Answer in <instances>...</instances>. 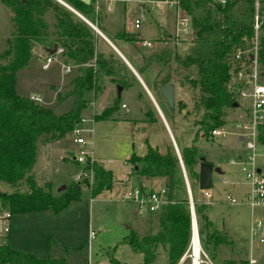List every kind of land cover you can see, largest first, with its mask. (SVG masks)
I'll use <instances>...</instances> for the list:
<instances>
[{"label": "trees", "instance_id": "trees-1", "mask_svg": "<svg viewBox=\"0 0 264 264\" xmlns=\"http://www.w3.org/2000/svg\"><path fill=\"white\" fill-rule=\"evenodd\" d=\"M1 1L12 13L13 31L6 39L8 47L0 51V60H5L0 63V181L16 184L28 178L30 187L29 191L0 193L1 205L12 214L47 209L58 213L71 200L81 197V183L88 184L89 179L71 183L59 195L38 186L31 175L37 143L42 138L59 140L71 133L81 122L83 111L90 103L86 93L92 92L98 99L108 85H113L109 103L94 115V119H116L121 98L118 86L124 89L139 80L118 52L90 24L58 0ZM63 1L96 24L110 39L127 45L125 54L140 74L147 70L153 72L151 90L169 121L173 120L174 112L161 94L160 87L180 83L196 91L194 108L201 112L194 119L198 130L193 144L179 148L187 177L191 180L198 232L200 236L205 235L200 239L206 253L220 264H249L247 257H220L221 245L231 241L228 234L213 226L204 212L206 205L195 197L197 182L199 188L196 166L205 157L196 141L200 136H210L213 129L225 123V107L236 108L233 106L235 102L240 105L238 92L230 88V83L234 74L250 63L249 55L256 37L257 59L264 75V0H226L225 3L220 0H176L177 8L191 18L193 29L190 44L183 50L176 41L173 42L172 33L165 26H158L155 38L165 44L146 49L139 45L143 38L138 33L122 30L113 36L107 34L97 23L95 0L90 4L81 0ZM257 16L258 32L254 27ZM56 44L63 49L59 54L63 62L78 70L70 80L68 92L59 96L72 97L71 107L61 113H57L53 106L18 94L16 90L17 72L28 65L33 48L41 46L48 51ZM239 49L245 52L240 60L235 57ZM236 86L241 87L239 84ZM149 113L147 110L145 116ZM257 141L264 145V124L258 126ZM126 161L131 166L129 175H140L148 181L155 177L164 178L169 201L160 210L161 229L158 233L140 236L131 231L123 242L143 254L144 259L138 264H151L159 247L164 249L165 264H177L191 242L192 211L174 144L168 140L160 149L146 139L145 152L140 155L132 152ZM84 167L93 171V195L111 188L114 182L111 169L95 160H88ZM0 260L2 264H65L64 258H40L33 253L13 249L9 243L0 248ZM109 264L121 263L111 257Z\"/></svg>", "mask_w": 264, "mask_h": 264}, {"label": "rangeland", "instance_id": "rangeland-1", "mask_svg": "<svg viewBox=\"0 0 264 264\" xmlns=\"http://www.w3.org/2000/svg\"><path fill=\"white\" fill-rule=\"evenodd\" d=\"M104 3H107L106 6L108 3L111 4L113 10L107 11L103 7V10L97 13L95 9V17L98 25L107 34L122 30L138 33L141 38L151 40L153 42L151 48H154L165 44V42L155 40L158 26H165L172 33L173 42L178 41L180 50L186 49L190 44L193 37L192 26L188 33H176L178 12L176 4L166 8L164 12L152 13L146 10V20L142 28L137 30L134 27V20L143 13L138 2L134 4L132 0H112ZM11 17V11L0 0V51L8 47L6 39L13 31ZM118 45L123 46V43L119 42ZM122 48L127 54V45ZM40 52L42 56L38 55ZM45 55L43 47L33 48V56L28 65L17 72L16 90L20 95H39L42 99L38 101L40 104L53 106L57 113H61L71 107L72 97L59 98V96H65L68 92L70 80L78 73V70L76 68L66 73L60 65L64 77L63 81H60V66L59 70L54 67L56 64L50 69L41 67ZM4 61L0 60V63ZM258 72V82L264 84V75ZM151 74L149 70L145 72V79H148ZM52 80L59 81L60 85H49ZM148 87L151 90L149 85ZM104 94L95 99L92 92L86 93V98L90 100V103L83 111L85 122L80 126L84 129L82 134L87 141L86 150L94 152L98 158L94 160L113 171L114 182L111 188L95 195L92 194L93 171L86 169L84 167L86 164H80L75 158L73 159L80 148V145L74 142L73 132L67 133L59 140L42 138L37 143L36 161L31 171L38 186L59 195L65 190H61L64 185L68 187L73 182H84L86 178L81 180L75 178V174L82 169L90 175L89 183H81L83 188L81 197L71 200L58 213L47 209L46 211L13 214L11 233L6 238H0V244L9 243L13 249L33 253L42 258H64L65 264H109L111 257L116 258L121 264H138L143 261V254L134 251L123 242V239L131 231L137 232L140 236L158 233L161 229L160 210L151 212L144 209L142 213H139L137 205L126 199L124 192L141 187L143 184L148 188L160 190L165 185V179L155 177L148 181L140 175H129L131 166L126 158L132 152L143 154L146 149V139L152 146H158L160 149L168 140L172 142V139L156 106L141 83L124 88L116 119L95 121L94 114L101 111L99 104L102 103ZM196 94V91L187 85L175 84L176 105L173 120H168L160 106L178 147L194 143L198 130L194 119L201 114L194 108V95ZM153 95L155 97L154 93ZM238 100L240 101L239 98ZM123 103L128 106V110L123 107ZM182 103L185 106H180ZM245 107L244 101H240V105L236 108L225 107V123L219 127L227 129L226 137H214L211 133L208 137L200 136L196 141V145L206 160L213 161L215 166L220 165L224 176L229 180L227 184L220 183L222 176L214 172L211 198H206L203 192L199 191L198 182L194 188L195 197L201 204L206 205L204 212L212 220L213 226L228 234L230 238V243L222 244L220 247L222 259L225 257L249 258L251 253L248 242L251 210L242 201L237 204L227 201V194L239 198V194L230 189L232 186L241 191L247 188L242 166L238 163H230L231 158L237 160L239 156L247 153L245 142L239 139V135L244 132L235 126L241 120H247L245 115L248 109ZM147 110H150V113L145 116ZM256 153V162L264 169L263 144H257ZM196 170L199 171V165L196 166ZM193 181L195 183V180ZM232 182H238V184L232 185ZM29 190L28 178L16 184L0 181V193ZM0 207H2L1 201ZM263 212L264 210H258L256 214L259 216ZM90 228L96 232V236L91 241L88 239ZM201 246L204 249L202 242ZM190 247L191 242L184 253L185 259L182 264H192ZM252 253L258 259L257 264H264V258L262 259L264 244H255ZM208 256L210 260H206L203 264H220L209 254ZM182 258L177 264H180ZM166 261L164 249L159 247L158 254L151 264H164Z\"/></svg>", "mask_w": 264, "mask_h": 264}, {"label": "built area", "instance_id": "built-area-1", "mask_svg": "<svg viewBox=\"0 0 264 264\" xmlns=\"http://www.w3.org/2000/svg\"><path fill=\"white\" fill-rule=\"evenodd\" d=\"M112 0H95L94 6L99 13L103 10V2H111ZM128 1V0H124ZM134 4L136 2L139 3L143 13L135 18L134 27L137 30H140L146 20L145 12H155L162 11L164 12L166 8L176 4L175 0H132ZM222 3H225L226 0H220ZM150 3V6L146 4ZM107 11H112L113 7L111 4H108L106 7ZM92 23V22H91ZM191 18L182 10L178 9L177 19H176V33L184 34L188 33V30L191 28ZM256 32H258L259 21L258 16L256 17V21L254 24ZM255 44L252 53H250V63L248 65L240 68L235 74L232 82L230 83V88L233 90H237L238 98L240 101H244L246 107L248 109L245 118L247 120H241L236 123L235 126L238 129L243 130L244 133L239 135V138L242 142H245V147L247 149V153L244 156H239L237 160L231 158V163H238L242 166V170L245 174L246 180L250 185L249 192L245 195L244 200L242 202L246 204L251 210V223H250V243L251 246L255 244H264V212L257 216L258 210H264V170L262 167L258 166L256 162V146L257 141V132L258 126L264 124V84L258 82V71H260V66L257 59V50H258V39L256 37ZM139 45L143 48H151L153 46V42L151 40L142 39L139 42ZM176 44L179 45L178 41ZM45 50V49H44ZM63 49L59 48L54 54H50L47 50H45L46 55L43 56L42 68L49 69L51 64L56 61V56L62 53ZM243 52L239 49L236 52V59L240 60L243 57ZM64 72L69 73L71 71L72 66L70 64H66L61 62ZM236 84L241 85L240 88H237ZM32 99L36 101H42L40 96H32ZM123 107L126 108V104H123ZM243 119V118H242ZM85 122V118L83 117L81 122L73 129V133L75 134L74 142L80 145L78 150V154L75 156V159L80 164H86L88 160L94 161L93 153L88 152L85 148L87 141L83 136L82 132L84 131L82 125ZM227 129L225 127H218L212 130V135L214 137L224 138L227 135ZM90 175L86 173L83 169L80 170L75 178L77 180H81L83 178L89 179ZM206 198H211L212 189L201 190ZM124 197L132 202H134L138 207V212L142 213L144 209H147L151 212L161 210L162 206H164L169 200L167 197V188L164 185L160 190H154L152 188H147L144 186L135 187L134 189H129L124 192ZM227 201L231 204H237L241 200H238L236 197L232 195H227ZM193 197L190 198V204L192 205ZM13 218V214L5 208L0 207V238H6L11 233V220ZM96 236V232L90 228L88 239L91 241ZM200 238V236H199ZM4 244H0V248ZM202 247V246H201ZM191 249V247H190ZM192 251V250H191ZM190 256L192 257V263L195 260V255L193 251ZM185 257V255L183 256ZM264 256L262 257V259ZM197 259L199 260V264H203L206 260H210L206 251L201 248L200 254ZM249 264H257L258 259L252 255L248 259ZM0 264H2L0 260Z\"/></svg>", "mask_w": 264, "mask_h": 264}, {"label": "water", "instance_id": "water-1", "mask_svg": "<svg viewBox=\"0 0 264 264\" xmlns=\"http://www.w3.org/2000/svg\"><path fill=\"white\" fill-rule=\"evenodd\" d=\"M59 2H61L62 4L66 5L68 8H70L72 11H74L77 15H79L82 19H84L88 24H90V26H92V28L98 33L100 34L103 38H105L113 47L114 49L118 52V54L125 60V62L128 64V66L132 69V71L134 72V74L139 78V80L141 81V83L143 84V86L145 87V90L147 91L148 95L150 96V98L152 99L154 105L156 106L164 124L165 127L169 133L170 138L172 139V142L174 144L175 150L179 156L182 168H183V172H184V176L186 179V183H187V188H188V193H189V197L191 198L192 196V191H191V187H190V183L187 177V173L184 167V163L181 157V153L179 150V147L176 143V140L173 136V133L171 131V128L166 120V117L162 111V109L160 108L159 104L157 103L155 97L153 96V94L151 93L150 89L147 87V85L141 80L138 72L130 65V63L125 59V57L120 53V51L110 42V40L101 32V30L99 28H97L93 23H91L85 16H83L81 13H79L77 10H75L73 7H71L70 5H68L66 2H64L63 0H58ZM82 2L86 3V4H90L92 0H81ZM58 49V45L56 44L54 46V48L52 49H48V52L50 54H54ZM122 87L118 86V92L119 95L122 92ZM160 92L163 95V97L166 99V101L168 102V105L171 109L172 112L175 111V105H176V99H175V85L173 83H168L165 84L163 86L160 87ZM234 107H238L239 103L235 102L233 104ZM214 172L218 173V174H223V169L220 166H215L213 163L209 162L206 160L205 157L201 158V163L199 165V188L201 190H208L212 188L213 185V174ZM66 185H64L62 189H66ZM191 211H192V235L194 230H197V220H196V214H195V208H194V204L192 203L191 205ZM200 236V234H199ZM200 238H205V235H201Z\"/></svg>", "mask_w": 264, "mask_h": 264}, {"label": "crops", "instance_id": "crops-1", "mask_svg": "<svg viewBox=\"0 0 264 264\" xmlns=\"http://www.w3.org/2000/svg\"><path fill=\"white\" fill-rule=\"evenodd\" d=\"M105 4H107V3H102V5H103V7H106V5ZM109 4V3H108ZM98 28V27H97ZM102 32V31H101ZM109 40H110V42L120 51V53L125 57V59L130 63V65L137 71V69L134 67V65L131 63V61L128 59V57L126 56V54H125V52L123 51V46L125 45L122 41H120V40H116V41H113L112 39H110L104 32H102ZM116 32H110V36H113L114 34H115ZM105 39V38H104ZM143 39H145V38H143ZM106 40V39H105ZM107 41V40H106ZM108 42V41H107ZM116 42H118V43H116ZM119 42L121 43H123V46H119L118 44H119ZM109 43V42H108ZM110 44V43H109ZM110 46H112L111 44H110ZM113 47V46H112ZM114 48V47H113ZM39 56H42V52H40L39 54H38ZM125 61V60H124ZM61 62H63L62 61V58L59 56V55H57L56 56V61H54L52 64H51V66H50V68L51 67H53L54 66V64H56L54 67L56 68V69H58L59 68V66L60 65H62L61 64ZM128 65V64H127ZM72 66V68H71V71H72V69H73V71L77 68V67H75V66H73V65H71ZM49 68V69H50ZM60 69H61V71H59L60 72V75H61V80L60 81H63V76H62V74H63V72H62V68H61V66H60ZM59 70V69H58ZM132 70V69H131ZM150 71V70H149ZM138 72V71H137ZM145 72L147 73L148 72V70L147 71H144L143 73H139L138 72V74H139V76H140V78H141V80L147 85V87H148V85L150 86V88L152 87V85H153V77H154V75H153V72H152V74L151 75H149V77H148V79H145V77H144V74H145ZM138 78V77H137ZM138 80H139V78H138ZM140 83H141V81L139 80V81H135L134 82V84L132 85V86H136L137 84L138 85H140ZM60 85V83H59V81H50L49 82V85ZM142 84V83H141ZM143 85V84H142ZM149 88V87H148ZM112 89H113V85H108L107 87H106V89H105V94H104V96H103V100H102V103H100L99 104V107H100V109L102 110L108 103H109V99H110V94H111V91H112ZM124 90V89H123ZM123 90H122V92H123ZM151 91V90H150ZM121 92V93H122ZM152 93V92H151ZM153 94V93H152ZM33 94H29L28 96H32ZM36 96H39V95H36ZM154 96V95H153ZM156 99V98H155ZM157 101V100H156ZM157 103H158V101H157ZM95 104H97L96 103V101H95ZM123 104H125V103H123ZM159 104V103H158ZM160 106V105H159ZM161 108V107H160ZM126 110H128V106H126V108H125ZM95 115V114H94ZM96 121V120H95ZM240 139V138H239ZM48 142V141H47ZM177 143V142H176ZM178 145V144H177ZM93 154H94V152H92ZM130 155H128V157H129ZM93 157L95 158V159H97L98 160V158L95 156V154L93 155ZM127 157V158H128ZM75 158V156L73 157V159ZM126 158V159H127ZM210 161V160H209ZM213 162V161H212ZM231 163V162H230ZM218 166H220V165H218ZM221 167V166H220ZM264 170V169H263ZM32 175V174H31ZM76 175V174H75ZM221 176H222V178H220V183H222V184H227V183H229V180H228V178L226 177V176H224V171H223V174H220ZM236 184H238V182H232V185H236ZM246 185H247V188L244 190V191H241L239 188H237V187H235V186H232L230 189H232L234 192H236L237 194H239L238 196H239V198H237L238 200H244V198H245V195L249 192V190H250V185H249V183H248V181L246 180ZM142 186H144V184L142 185ZM164 186V185H163ZM144 187H146V186H144ZM148 188V187H147ZM227 195H231V194H227ZM212 196H213V194H212ZM211 196V197H212ZM233 196V195H232ZM219 198V197H218ZM43 211H46V210H43ZM252 217V216H251ZM250 223H251V219H250ZM248 242H249V245H250V249H251V251L253 250V246H251V243H250V227H249V237H248ZM252 255H253V253H252ZM250 256H251V253H250ZM250 256H249V258H250ZM40 258H42V256H39ZM43 258H45V257H43ZM248 258V257H247ZM248 258V259H249ZM184 259H185V257H183L182 258V260H181V262H180V264H182L183 262H184ZM165 264V263H164Z\"/></svg>", "mask_w": 264, "mask_h": 264}, {"label": "bare ground", "instance_id": "bare-ground-1", "mask_svg": "<svg viewBox=\"0 0 264 264\" xmlns=\"http://www.w3.org/2000/svg\"><path fill=\"white\" fill-rule=\"evenodd\" d=\"M201 248H202L201 241L199 238V232H198V227H197V230H194L192 238H191V250L196 256L192 264H199V260L197 259V257L200 254Z\"/></svg>", "mask_w": 264, "mask_h": 264}]
</instances>
